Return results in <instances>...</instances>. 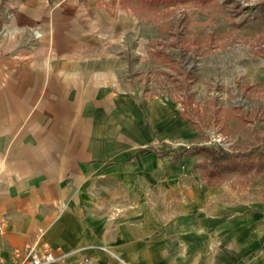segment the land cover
Instances as JSON below:
<instances>
[{
	"label": "rangeland",
	"instance_id": "rangeland-1",
	"mask_svg": "<svg viewBox=\"0 0 264 264\" xmlns=\"http://www.w3.org/2000/svg\"><path fill=\"white\" fill-rule=\"evenodd\" d=\"M126 2L127 56L146 69V96L175 108L183 140L152 144L166 155L137 158L119 195L94 183L87 241L61 264H264V0ZM190 145L234 156L207 185L205 154L169 164Z\"/></svg>",
	"mask_w": 264,
	"mask_h": 264
},
{
	"label": "crops",
	"instance_id": "crops-1",
	"mask_svg": "<svg viewBox=\"0 0 264 264\" xmlns=\"http://www.w3.org/2000/svg\"><path fill=\"white\" fill-rule=\"evenodd\" d=\"M135 32L126 0H0L5 262L39 228L53 249L85 243L94 183L119 195L152 144L183 140L175 108L146 96V69L127 56Z\"/></svg>",
	"mask_w": 264,
	"mask_h": 264
},
{
	"label": "built area",
	"instance_id": "built-area-1",
	"mask_svg": "<svg viewBox=\"0 0 264 264\" xmlns=\"http://www.w3.org/2000/svg\"><path fill=\"white\" fill-rule=\"evenodd\" d=\"M0 220V234L2 231ZM45 230L39 228L32 241L25 242L21 247L12 250V260L5 262L0 257V264H61L66 260V252L53 249L44 239Z\"/></svg>",
	"mask_w": 264,
	"mask_h": 264
},
{
	"label": "trees",
	"instance_id": "trees-1",
	"mask_svg": "<svg viewBox=\"0 0 264 264\" xmlns=\"http://www.w3.org/2000/svg\"><path fill=\"white\" fill-rule=\"evenodd\" d=\"M154 153L157 156L166 155V153L159 152L156 150H154ZM199 153L205 154L206 156L205 158H207L214 167L213 170H208L209 172L206 174V177L208 178V180H206L205 182L207 185H211L212 183H214L209 180L210 178L212 179L215 176H218V177L220 176V173L218 172L217 168L220 165L221 161L227 160L228 158H231L234 156L233 154L226 152L223 148L219 146L206 147V146H199V145H190L184 148L180 152H173L171 155V160L169 164L176 163L179 159L183 158L186 155H189V154L197 155Z\"/></svg>",
	"mask_w": 264,
	"mask_h": 264
}]
</instances>
